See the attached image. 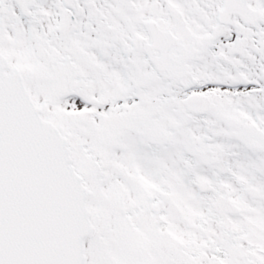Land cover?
Returning a JSON list of instances; mask_svg holds the SVG:
<instances>
[{"label":"snow or ice","instance_id":"6c2138e0","mask_svg":"<svg viewBox=\"0 0 264 264\" xmlns=\"http://www.w3.org/2000/svg\"><path fill=\"white\" fill-rule=\"evenodd\" d=\"M0 264H264V0H0Z\"/></svg>","mask_w":264,"mask_h":264}]
</instances>
